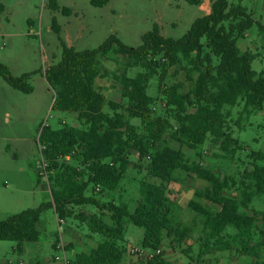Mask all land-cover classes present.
I'll use <instances>...</instances> for the list:
<instances>
[{"label": "trees", "instance_id": "1", "mask_svg": "<svg viewBox=\"0 0 264 264\" xmlns=\"http://www.w3.org/2000/svg\"><path fill=\"white\" fill-rule=\"evenodd\" d=\"M184 1L198 7L204 3V0ZM110 2L90 0L97 8ZM242 2L213 0L210 13L197 18L180 39L163 37L159 25H155L142 36L138 47L127 46L112 35L98 49L77 51L59 36L61 61L45 72L55 95L52 110L76 115L85 128L68 124L58 129L42 128L39 144L51 198L39 208L0 221V241L16 242L19 250L25 243L38 242L41 215L53 209L59 221L75 219L92 234L102 237L96 248L77 253L68 264H125L120 243L125 242L130 224L144 229L142 247L147 250H158L166 238L179 241L187 238L190 230L180 221L181 206L169 197L167 188L175 181V173L183 171L208 183L206 189L195 191V199L188 204L202 226L199 258L235 250L255 258L254 264H264L261 246L254 242L259 220L264 229V212L253 210L251 215L243 212L250 211L253 201L264 196V151L251 153L252 169L244 172L239 184L232 181L239 193L232 197L225 194L223 180L213 170L199 161H190L180 149L157 146L172 128L173 119L177 128L172 138L197 151L200 158L198 150L209 138L222 142L230 134L224 113L226 106L235 107L243 101L245 111L264 109V71L257 73L253 69L255 54L242 52L238 44L255 24ZM47 5L55 12L60 9L59 0H47ZM4 12L5 6L0 2V17ZM258 26L264 34V25ZM52 30L60 33L56 20ZM112 52L125 57L129 69L144 70L135 77L126 73L115 76L128 107L108 101L97 86V79L102 77L99 58L107 59ZM184 62L188 64L187 77L193 88L181 93L179 84L162 87L167 115L156 116L152 109L156 99L148 93L151 79L162 68L163 82L166 67ZM0 75L13 89L25 94L33 92L29 84L31 74L14 77L0 63ZM130 119H139L142 130ZM133 153L149 164L147 179L140 182V200L131 212L127 204L104 202L100 195L119 189ZM89 191L91 195L87 194ZM86 206L96 211H77ZM146 264L171 263L156 256Z\"/></svg>", "mask_w": 264, "mask_h": 264}, {"label": "rangeland", "instance_id": "2", "mask_svg": "<svg viewBox=\"0 0 264 264\" xmlns=\"http://www.w3.org/2000/svg\"><path fill=\"white\" fill-rule=\"evenodd\" d=\"M0 1L5 5V12L0 17V63L7 66L14 77L31 74L29 84L33 87L32 93L25 94L9 86L0 75V221H4L23 211L39 208L51 198L39 144L42 128L51 126L58 129L64 124L85 128L76 115L52 110L55 95L45 72L61 61L63 49L59 36L77 51L98 49L112 35L127 46L138 47L142 36L152 31L155 25H159L163 37L180 39L197 18L209 13L213 0H204L201 7L192 6L184 0H111L102 8L92 6L90 0H59L60 9L56 12L49 9L47 0ZM238 1L230 0L231 3ZM242 5L252 15L255 24L238 44L242 52L255 54L252 67L261 73L264 71V34L258 24L264 25V0H243ZM53 20L60 26L59 34L52 30ZM99 62L102 77L97 79L98 88L108 101L128 107V101L122 96L121 83L115 76L126 73L135 77L144 70L129 69L126 58L113 52L107 59L100 57ZM187 68V62L166 67L163 82V69L160 68L151 79L148 93L156 99L152 106L156 116L167 115L162 87L179 84L181 93H188L193 88V82L187 77ZM122 112L127 115L126 110ZM224 113L227 115L229 136L222 142L209 138L198 150L200 158L196 155L197 151L172 138L177 128L173 119L172 128L157 146L180 149L190 161H199L203 167L213 170L222 178L225 194L235 197L239 193L232 181L239 184L244 172L252 169V152L264 151V109L245 111L241 101L235 107L226 106ZM130 121L142 130L139 119ZM148 164V160L141 161L138 154L133 153L131 165L119 189L103 193L100 198L117 205L125 203L134 212L140 200V182L147 179ZM207 187L206 181L195 176L183 171L175 173V181L167 185L169 197L181 206L180 221L190 232L184 241L166 238L158 256L171 264H254L255 258L243 256L235 250L199 258L202 226L188 204L195 199L196 190ZM87 194L91 195V191ZM80 210L96 211L91 206L77 209ZM253 210L264 212V196L253 201L250 211L243 212L251 215ZM106 220L110 222L108 218ZM257 226L254 242L261 246L260 257L264 261V229L260 220ZM37 228L39 241L25 243L22 250L18 249L16 242L0 241V264H65L77 253L90 252L102 241L100 235L92 234L86 225L75 219L60 223L53 209L42 213ZM144 233L143 228L128 225L126 240L120 243L125 252V264L151 261L131 253L133 247L143 248ZM60 235L66 240L70 235L73 237L71 241L65 240V252L53 245L60 242ZM148 251L152 253L154 250Z\"/></svg>", "mask_w": 264, "mask_h": 264}, {"label": "built area", "instance_id": "3", "mask_svg": "<svg viewBox=\"0 0 264 264\" xmlns=\"http://www.w3.org/2000/svg\"><path fill=\"white\" fill-rule=\"evenodd\" d=\"M61 249L63 250L65 248L64 245H60ZM152 253H150L147 249L144 248H137V247H133L131 249V253L136 255L138 258H142L143 260H152L153 258H155L156 256L161 254V250L158 249L156 251H151ZM65 264H68V260L65 261Z\"/></svg>", "mask_w": 264, "mask_h": 264}, {"label": "crops", "instance_id": "4", "mask_svg": "<svg viewBox=\"0 0 264 264\" xmlns=\"http://www.w3.org/2000/svg\"><path fill=\"white\" fill-rule=\"evenodd\" d=\"M0 2H1V1H0ZM202 5H203V4H202ZM4 6H5V5H4ZM200 7H201V6H200ZM209 13H210V11H209ZM54 212H55V211H54ZM56 217H57V216H56ZM57 219H58V218H57ZM40 221H41V219H40ZM40 221H39V223H40ZM59 222L61 223V222H63V221H59ZM37 227H38V226H37ZM38 231H39V230H38ZM39 233H40V232H39ZM73 236H74V235H73ZM60 237H61V238H60V239H61L60 242H55L53 245H54V248H55V249L62 250L61 247H60V245H61V244H62V245H65V244H66V243H65V240H66V239L63 238V235H60ZM71 240H73V237L70 235L69 239H67L66 241H71ZM56 243H57V245H56ZM55 245H56V246H55ZM95 248H96V247H95ZM62 251L65 252L66 249L64 248ZM70 254H72V253H70ZM71 256H72V255H71ZM72 258H73V257H71V259H72ZM56 259L58 260V258H56ZM71 259H70V260H71ZM165 260H167V259H165ZM68 261H69V260H68ZM168 262H169V261H168Z\"/></svg>", "mask_w": 264, "mask_h": 264}]
</instances>
